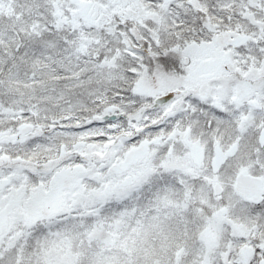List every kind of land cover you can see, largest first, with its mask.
I'll list each match as a JSON object with an SVG mask.
<instances>
[{"label":"snow or ice","instance_id":"1","mask_svg":"<svg viewBox=\"0 0 264 264\" xmlns=\"http://www.w3.org/2000/svg\"><path fill=\"white\" fill-rule=\"evenodd\" d=\"M0 264H264V0H0Z\"/></svg>","mask_w":264,"mask_h":264}]
</instances>
